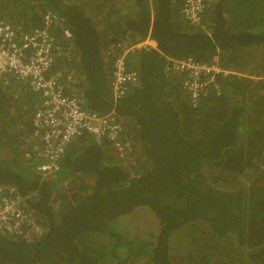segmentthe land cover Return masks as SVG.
Here are the masks:
<instances>
[{
  "label": "trees",
  "instance_id": "1",
  "mask_svg": "<svg viewBox=\"0 0 264 264\" xmlns=\"http://www.w3.org/2000/svg\"><path fill=\"white\" fill-rule=\"evenodd\" d=\"M182 2L0 0V19L24 32L50 11L63 18L73 37L55 27L50 73L71 76L65 92L89 111L115 109L128 142L83 133L44 177L24 157L37 95L1 80L0 186L29 196L46 229L33 241L1 235L0 264H264V0H206L203 27ZM144 38L155 47L128 54L138 80L115 101L107 51ZM188 56L233 72L196 107L165 71Z\"/></svg>",
  "mask_w": 264,
  "mask_h": 264
},
{
  "label": "built area",
  "instance_id": "2",
  "mask_svg": "<svg viewBox=\"0 0 264 264\" xmlns=\"http://www.w3.org/2000/svg\"><path fill=\"white\" fill-rule=\"evenodd\" d=\"M154 1L149 0L151 6ZM205 1L183 0V18L192 25L203 27L201 21ZM55 27H61L64 37H73L63 18L51 11L45 14L41 27L29 32L20 30L11 21L0 19V77L11 75L27 83L29 89L41 97V103L36 106L30 121L31 133L27 138L30 148L24 152V157L32 163L36 160L34 167L44 177L54 175L60 169L67 145L83 133L98 140L106 139L120 148L128 145V142L122 143L125 128L115 109L103 114L89 111L77 92H65L66 85L72 84L71 76L50 73L56 53L62 50L56 44ZM141 44L150 46L152 42L149 39L136 44L119 41L107 51L106 57L111 59L113 66L111 87L115 101L138 80V72L129 68L127 57ZM165 71L182 78V89L188 94L193 107L199 105L210 86L215 85L218 74L231 72L224 71L218 64L192 56L180 59L168 57ZM32 214L27 197L14 185L0 186V235L38 240L45 228Z\"/></svg>",
  "mask_w": 264,
  "mask_h": 264
},
{
  "label": "clouds",
  "instance_id": "3",
  "mask_svg": "<svg viewBox=\"0 0 264 264\" xmlns=\"http://www.w3.org/2000/svg\"><path fill=\"white\" fill-rule=\"evenodd\" d=\"M5 20H8V21H11V20H9V19H5ZM12 23H14L13 21H11ZM145 39H149L150 40V38H144V39H142V40H140V42L141 41H143V40H145ZM151 41V40H150ZM152 42V41H151ZM142 46H144V47H155V45H154V43L152 42V45H150V46H147V45H144V44H141ZM140 45V46H141ZM7 77H12L11 75H7V76H5V77H0V79H2L4 82H8V80H9V78H7ZM7 78V79H6ZM15 82H17V81H15ZM17 83H19V84H21L22 85V83H25V82H17ZM60 170V169H59ZM58 170V171H59ZM40 174V173H39ZM43 176V175H42ZM51 176V175H50ZM49 176H47V178H48ZM20 192V191H19ZM21 193V192H20ZM24 195V194H23ZM24 196H26L27 197V200H28V204H29V208H30V210L32 211V217L36 220V221H38L40 224H41V226L42 227H44L45 229H46V225L44 224V223H41L40 222V219H38V216L36 215V214H34V211L31 209V206H30V203H29V196H27V195H24ZM45 231V230H44ZM44 234V233H43ZM43 234L41 235V237L43 236ZM1 236V235H0ZM8 236H16V235H8ZM19 237H21V236H19ZM21 238H23V237H21ZM24 239V238H23Z\"/></svg>",
  "mask_w": 264,
  "mask_h": 264
},
{
  "label": "crops",
  "instance_id": "4",
  "mask_svg": "<svg viewBox=\"0 0 264 264\" xmlns=\"http://www.w3.org/2000/svg\"><path fill=\"white\" fill-rule=\"evenodd\" d=\"M2 79H0V81H1ZM12 80L10 79V82H11ZM70 92H75L76 93V91H70ZM26 95H24L23 96V101H25V100H27V103L25 104V106L24 107H27L28 105L27 104H30L31 103V101L29 100V99H32L31 98V96L29 95V94H27V93H25ZM35 95H37V94H34V96ZM36 97V101H35V104H34V108H32L34 111H33V114H34V112H35V109H36V106H38L40 103H41V97L39 96V95H37V96H35ZM33 114H32V116H33ZM32 119V118H31ZM31 121V120H30Z\"/></svg>",
  "mask_w": 264,
  "mask_h": 264
},
{
  "label": "rangeland",
  "instance_id": "5",
  "mask_svg": "<svg viewBox=\"0 0 264 264\" xmlns=\"http://www.w3.org/2000/svg\"><path fill=\"white\" fill-rule=\"evenodd\" d=\"M76 92H77V94L80 96V98H82L81 97V94H80V92L79 91H77V90H75ZM28 138H30V135H28ZM0 155H3L1 152H0Z\"/></svg>",
  "mask_w": 264,
  "mask_h": 264
}]
</instances>
